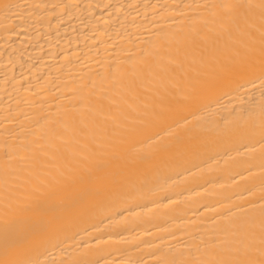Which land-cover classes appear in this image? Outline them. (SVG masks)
<instances>
[{"label":"bare ground","instance_id":"6f19581e","mask_svg":"<svg viewBox=\"0 0 264 264\" xmlns=\"http://www.w3.org/2000/svg\"><path fill=\"white\" fill-rule=\"evenodd\" d=\"M0 264H264V0H0Z\"/></svg>","mask_w":264,"mask_h":264}]
</instances>
